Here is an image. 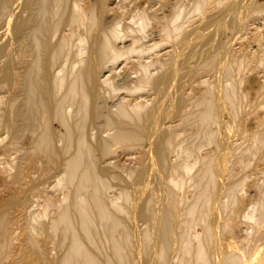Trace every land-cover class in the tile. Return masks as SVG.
Returning a JSON list of instances; mask_svg holds the SVG:
<instances>
[{"label":"bare ground","instance_id":"obj_1","mask_svg":"<svg viewBox=\"0 0 264 264\" xmlns=\"http://www.w3.org/2000/svg\"><path fill=\"white\" fill-rule=\"evenodd\" d=\"M180 7L0 0V264H264V0Z\"/></svg>","mask_w":264,"mask_h":264},{"label":"rangeland","instance_id":"obj_2","mask_svg":"<svg viewBox=\"0 0 264 264\" xmlns=\"http://www.w3.org/2000/svg\"><path fill=\"white\" fill-rule=\"evenodd\" d=\"M198 2H199V0H179V6H181L180 8H182L181 11L183 13V18H182L183 22L182 23L185 24V27H188L187 26L188 25V21H190L191 23L194 24V22L197 23V21H199V20L204 18V15L206 14L205 13L206 9H204V13L203 14L195 13L194 10H193L194 9V5L197 4ZM185 20H187L186 21L187 23L184 22ZM260 21H261V23L259 21H257L256 22V26L253 25V26H251L250 29H251V33L253 32L252 34H254V33L257 32L256 28H259V30L262 32L263 37H264V24H263L264 23V15L260 18ZM195 24H194V26H195ZM244 38H246V36ZM238 48H239V46L236 47L235 49H238ZM252 52H254V50L252 51V48H251L249 53H252ZM250 100H251V98H249V101H247L246 104L243 105V116L244 117L247 116L246 118H250V117L254 118V116L252 115V112L254 111V107H252V105H250V103H249ZM254 102L257 103V104H259V103H263L264 104V94L262 93V94L256 95L255 98H254ZM240 143H243V141H241ZM14 156L15 155L11 154L9 157H7V158L5 157V159H6L5 161L6 162L7 161H9V162L13 161V159L15 158ZM120 156L114 162L119 167L117 171L119 173V176H121L120 178L124 179L125 176H126V172L125 171L129 170L130 168H135L136 164H135L134 160H131L132 158H134V156L131 157V156H125V155H121V154H120ZM58 175L60 176V174H56L55 177H53L51 179L50 186L48 185L50 187V188H48L49 189L48 190L49 196L51 198H53V199L58 198V195H59V192H57L56 190L53 189V187L55 186L56 182L58 181V178H60ZM56 177H58V178L54 179ZM108 180L110 182H112V184H113V190L110 192V195L112 194L111 196H114L116 193H118L120 191V189L124 185L122 183H120V182H116L111 177H108ZM0 185H1V182H0ZM0 189H1V187H0ZM54 191H56V192H54ZM248 194L251 197L250 199L252 200L251 201V205L249 206L250 208H248L250 210L259 201V196L253 191H251ZM39 208H38V210H41V207H39ZM22 224L23 223H21L20 225L22 226ZM21 226H19V228H21ZM242 231L244 232L245 230L243 229ZM19 232H20V229H19ZM55 255H56V253L53 254V256H55Z\"/></svg>","mask_w":264,"mask_h":264}]
</instances>
